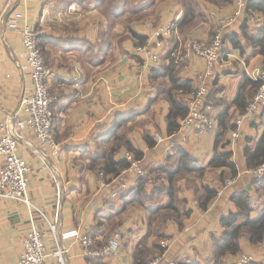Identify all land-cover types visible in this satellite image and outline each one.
Wrapping results in <instances>:
<instances>
[{"label": "crops", "instance_id": "0c3cea01", "mask_svg": "<svg viewBox=\"0 0 264 264\" xmlns=\"http://www.w3.org/2000/svg\"><path fill=\"white\" fill-rule=\"evenodd\" d=\"M191 1L198 16L184 28L179 26L185 16L183 0H0V120L13 125L22 117L21 102L31 91L22 33L8 27L11 15L21 12L24 18L19 21L20 27L28 23L44 32L41 47L51 71L48 85L55 98L54 134L61 147L58 189L37 156L34 135L23 133L20 154L34 169L27 193L34 207L0 196V264H16L22 241L33 228L47 231V264H60L53 255L57 244L46 220L56 216L59 245L67 250L65 264H136L138 248L148 251L149 263L158 256L156 247H163V241V254L178 264H215V243L225 231L221 220L239 211L232 197L246 193L253 207L251 218L260 215L264 196L247 168L246 149H255L264 135V113L257 121H246L240 127L238 141L233 140L232 131L240 113L234 105L239 89L251 79L253 70L264 67L263 56L250 40L263 27L264 16L259 11H246L231 27L224 55L209 78L210 102L217 121L223 111H229V130L218 151L232 153L238 169L233 177L227 168H208L221 131L219 123L213 132L203 135L168 132L169 97L187 107L190 98V92L174 87L173 82L193 87L195 76L207 70L206 60L196 54L194 46L212 40L217 15L227 17L235 10L233 0ZM169 22L176 28L165 41L158 65L148 69L136 47ZM114 129L118 137L142 153L140 158L133 154L148 170L142 179L128 175L129 189L118 198L111 197L117 185L100 168L91 166L97 158L112 152ZM148 138L154 146L149 145ZM180 150L206 171L202 177L188 174L176 183L175 205L190 214L182 219V225L167 220L159 238L151 232V225L157 228L161 218L152 220L151 214L170 203L168 182L164 174L158 178L150 171L174 168ZM113 152L119 161L128 150L120 144ZM3 163L0 157V169ZM224 171L225 183L202 209L198 199L203 188L214 187ZM231 178L234 183L227 185ZM142 180L143 189L136 196L140 202H129ZM115 231L122 233V242L114 255H86L81 236H89L100 247ZM239 243L240 254L227 255L218 264H235L243 253L254 257L253 264H264V242L252 244L247 235H242Z\"/></svg>", "mask_w": 264, "mask_h": 264}, {"label": "built area", "instance_id": "2783aa9c", "mask_svg": "<svg viewBox=\"0 0 264 264\" xmlns=\"http://www.w3.org/2000/svg\"><path fill=\"white\" fill-rule=\"evenodd\" d=\"M233 2L235 10L231 15L227 17L217 15V26L211 42L194 46L196 54L206 60L207 70L195 76L194 85L189 93L188 113L180 121L177 132L179 135L186 136L190 132H198L203 135L211 133L217 128L215 107L210 102L211 85L209 78L214 76L213 70L224 55L223 47L227 34L240 17L246 13L248 6V0H233ZM23 18L24 14L21 12L12 14L8 21V27L22 33L25 62L30 72L31 91L21 102L22 117L16 119L13 125L8 120H0V157L4 159L0 169V196L23 203L28 207H34L27 195L34 169L20 154V143L24 138L23 133L29 131L34 135L38 142L37 156L43 168L50 172L58 189H60V184L57 163L61 154V147L54 134L53 106L55 98L51 95L48 85V77L51 71L46 65L41 47L44 32L28 23L20 27L19 21ZM175 28L176 24L169 22L156 29L151 37L136 47V53L141 57L144 67L151 69L158 65L161 52L165 47V41ZM250 77L251 80L258 83V88L245 111L240 112L235 117V128L232 131L234 141L240 139V127L246 121L255 122L264 113V67L253 70ZM157 138L159 141H163L161 135H157ZM124 159L128 161L129 166L119 176L112 179L111 182L117 185L111 194L113 198H118L123 191L129 189L128 175L134 176L136 179L145 178L148 175V170L133 153L126 152ZM249 173L256 179L263 178L264 163L250 169ZM102 174L104 175V173ZM234 180V178L228 179L227 185H232ZM93 204L96 206V203ZM46 220L49 225V232L56 239L57 249L53 255L60 264H65L67 250L60 247L58 240L59 217L56 216L52 221ZM46 238L47 231L44 229H31L22 241V251L16 264H47L49 252ZM80 241L88 257L105 258L114 255L120 249L122 233L115 231L108 242L100 247L95 246L93 240L87 235L81 236ZM161 244L166 247L165 241ZM161 263L178 264L174 260L167 259L164 254L158 255L149 264ZM253 263L254 257L248 253L241 254L235 262V264Z\"/></svg>", "mask_w": 264, "mask_h": 264}, {"label": "trees", "instance_id": "16d2710c", "mask_svg": "<svg viewBox=\"0 0 264 264\" xmlns=\"http://www.w3.org/2000/svg\"><path fill=\"white\" fill-rule=\"evenodd\" d=\"M185 8V16L179 26L188 28L191 26L197 19V14L194 11L191 0H183ZM248 13L252 14V11H259L264 16V0H250L247 10ZM250 39V38H248ZM255 47L258 48V52L264 58V25L258 32L257 36L253 39H250ZM144 43L140 41L139 44ZM138 44V45H139ZM237 45V44H236ZM173 86L180 88L184 92H191L192 86L189 83L180 85L177 81L173 82ZM258 88V83L246 79L239 89L238 95L235 99L234 105L240 110V112L245 111L247 105L252 100L256 90ZM171 108L167 117L168 121V132L173 134L178 132L180 127V121L187 115L188 107L177 101L172 96L169 97ZM229 111H223L222 114L218 117L219 127L221 129L217 141L216 149L212 160L210 161L208 168L210 170H215L217 168H227L230 171V175L237 176L238 169L236 164L232 161V153L230 152H219L218 145L223 140L225 133L229 130L228 126ZM118 125L115 126L117 130ZM235 128V127H234ZM112 133V136H116L115 144L112 148V152L106 154L105 156H100L95 161L91 163L92 168H100L104 176L107 177L109 181L112 178H115L121 174V172L129 166L127 160H116L114 158L113 152L120 144H124L128 152L134 153L138 158L142 156V153L133 148L131 143L124 141V139L118 137L117 133ZM149 145L154 146V143L149 140ZM246 162L247 168L253 169L262 163H264V135L258 140L255 149L247 148L246 149ZM205 168H200L196 165L195 161L192 160L190 155L184 151L180 150V156L178 162L174 168L163 167L151 172H156L157 177H161L163 174L166 176L168 185L167 191L170 198V203L167 206L156 209L151 214V219L157 217L161 218V223L157 228H153L151 225V232L155 231L159 238L162 237L161 228L165 222L169 219H174L182 225V219L187 217L190 214V211L181 212V210L175 205V193H176V183L184 176L188 174H197L202 177ZM142 179V178H140ZM108 181V182H109ZM225 171L221 173L218 177V183L214 187L205 186L203 188V193L198 197V204L202 209H206L210 202L218 195L219 189L225 183ZM144 181H140L138 187L136 188L137 193L133 196L129 202H140L136 199L137 194H140L143 189ZM255 186L257 190L260 191L264 196V177L257 179ZM234 202L237 204L239 211L237 213H231L228 216L222 218L221 223L225 231L221 239L217 240L215 243V264L221 262V260L227 255H237L240 254V238L242 235H247L252 244H260L264 242V205L261 209V213L256 218H251V213L253 211L252 203L250 197L246 193L236 194L233 197ZM243 218V220H241ZM164 248L159 244L156 247L155 253L157 255L163 254ZM148 251L145 249L138 248L135 253V262L136 264H149L147 261ZM157 257V256H156ZM155 258V257H154Z\"/></svg>", "mask_w": 264, "mask_h": 264}, {"label": "rangeland", "instance_id": "374dc122", "mask_svg": "<svg viewBox=\"0 0 264 264\" xmlns=\"http://www.w3.org/2000/svg\"><path fill=\"white\" fill-rule=\"evenodd\" d=\"M213 35H214V34H213ZM210 42H211V41H210ZM210 42H209V43H210ZM209 43L206 42V43H204V44H209Z\"/></svg>", "mask_w": 264, "mask_h": 264}]
</instances>
